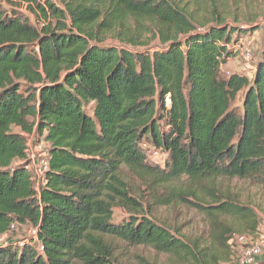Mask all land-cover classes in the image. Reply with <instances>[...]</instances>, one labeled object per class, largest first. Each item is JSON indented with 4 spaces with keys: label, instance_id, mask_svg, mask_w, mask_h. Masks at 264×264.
I'll list each match as a JSON object with an SVG mask.
<instances>
[{
    "label": "trees",
    "instance_id": "obj_1",
    "mask_svg": "<svg viewBox=\"0 0 264 264\" xmlns=\"http://www.w3.org/2000/svg\"><path fill=\"white\" fill-rule=\"evenodd\" d=\"M57 1L64 10L52 0H0V235L14 224L35 231L28 242L1 243L0 264H112L107 235L218 264L234 233L223 219L257 232L252 208L214 181L264 186V19L228 23L214 10L196 28L176 0ZM145 21L161 43L151 51L138 49ZM256 31L250 74H224L240 39ZM24 134L50 144L39 188ZM143 141L164 152L162 166L147 161ZM129 178L144 185L143 198ZM176 198L208 218L207 243L185 242L149 216ZM115 207L125 212L118 222Z\"/></svg>",
    "mask_w": 264,
    "mask_h": 264
},
{
    "label": "rangeland",
    "instance_id": "obj_2",
    "mask_svg": "<svg viewBox=\"0 0 264 264\" xmlns=\"http://www.w3.org/2000/svg\"><path fill=\"white\" fill-rule=\"evenodd\" d=\"M55 6L64 10V6L57 0H52ZM177 5L182 6L184 11L193 20L196 28H201L203 24L213 21L214 10L221 11L220 14L226 17L228 23L245 22L257 18V21L264 19V0H222L220 4L210 7L194 5L192 0H176ZM207 2V1H206ZM3 5H9L3 1ZM30 20L36 25L41 26V16H35L31 12L26 13ZM131 25H136L130 21ZM144 22V21H143ZM144 27L141 28L140 40L146 45L139 46L138 49L154 50L161 47V43L157 37L156 26L153 22L145 21ZM240 43L235 46V55L230 57L223 64L222 71L224 74L240 73L249 75L251 72L252 63L244 58L246 51L250 53L253 61L255 60L261 47L260 31L249 33L240 39ZM107 43H116L114 39H107ZM252 61V62H253ZM242 99L241 93L235 101L236 105H240ZM13 131L19 132L18 127H13ZM27 138V159L30 161L28 170L31 172L34 186L39 188L43 185V173L45 170V159L50 144L42 139H38L36 135H26ZM142 148L147 157V161L151 164H159L162 166L165 154L163 151L152 147V145L143 141ZM131 192L141 199L148 193L144 185L136 178L128 179ZM206 185H210L206 182ZM214 185L222 192L228 193L230 196H235L240 204L247 205L252 208L256 215L257 227L256 231L264 232V186L256 184L247 179L221 177L214 181ZM191 199H173L168 205H160L153 207L149 216L157 223L168 228L172 234L181 238L185 242L198 237L201 242H208L211 233V226L208 218L195 207L191 205ZM113 220L118 222L125 212L118 208H114ZM227 224L232 225L234 233L231 242H228L229 248L225 250L229 256L221 259L218 264H240V257L243 250V244L237 241L239 235H249L250 230L246 229L245 224L239 220H231L230 218L223 219ZM96 233V232H94ZM35 231L29 224H14L11 225L8 232L0 235V244L5 241L28 242L34 237ZM106 240L111 242V263L112 264H187L183 263L172 255L160 253L152 247L144 244H130L118 238L106 236ZM209 253L216 254L218 248L213 246L209 248ZM219 255V254H218ZM264 258V249L255 257L254 263L261 261ZM205 264H213L212 258H208ZM242 264V263H241Z\"/></svg>",
    "mask_w": 264,
    "mask_h": 264
},
{
    "label": "built area",
    "instance_id": "obj_3",
    "mask_svg": "<svg viewBox=\"0 0 264 264\" xmlns=\"http://www.w3.org/2000/svg\"><path fill=\"white\" fill-rule=\"evenodd\" d=\"M244 58L246 60H250L251 61L250 63H253L252 62L253 59L251 58V55L250 53H248V51L245 52ZM45 169H46V165H45ZM237 241L244 243L240 257V262L242 264H250L254 262L255 257L261 253L262 249H264V232L257 231L255 234L239 235L237 237ZM38 248L39 251H41L42 247L39 246Z\"/></svg>",
    "mask_w": 264,
    "mask_h": 264
}]
</instances>
